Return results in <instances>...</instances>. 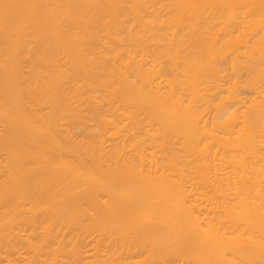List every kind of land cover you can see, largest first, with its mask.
<instances>
[{"label":"bare ground","instance_id":"6f19581e","mask_svg":"<svg viewBox=\"0 0 264 264\" xmlns=\"http://www.w3.org/2000/svg\"><path fill=\"white\" fill-rule=\"evenodd\" d=\"M0 264H264V0H0Z\"/></svg>","mask_w":264,"mask_h":264}]
</instances>
